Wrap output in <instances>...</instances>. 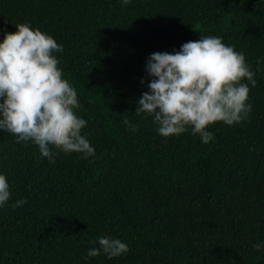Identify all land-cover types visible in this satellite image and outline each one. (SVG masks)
Listing matches in <instances>:
<instances>
[{"label": "trees", "instance_id": "trees-1", "mask_svg": "<svg viewBox=\"0 0 264 264\" xmlns=\"http://www.w3.org/2000/svg\"><path fill=\"white\" fill-rule=\"evenodd\" d=\"M17 22L66 49L61 70L95 154L57 148L49 161L34 142L0 131L11 188L0 264H264V247H253L264 245V0H0V39ZM201 34L244 52L257 81L247 118L207 125V143L191 126L165 137L135 112L148 55ZM21 199L29 203L10 206ZM100 235L129 250L85 261Z\"/></svg>", "mask_w": 264, "mask_h": 264}, {"label": "clouds", "instance_id": "clouds-1", "mask_svg": "<svg viewBox=\"0 0 264 264\" xmlns=\"http://www.w3.org/2000/svg\"><path fill=\"white\" fill-rule=\"evenodd\" d=\"M14 25L15 31L5 30L0 39V131L15 134L18 142H34L49 161L55 159L57 148L84 158L94 156L95 146L81 132L87 121L76 112L81 104L78 91L61 70L58 57L66 49L29 22ZM144 68L151 79L135 112L150 115L165 137L191 126V132L207 143L215 135L207 125L215 121L231 125L246 119L252 110L247 101L249 86L257 82L255 71L245 53L226 44L222 36L201 34L182 43L179 50L154 51ZM125 124L136 127L128 120ZM10 196L9 181L0 171V207ZM28 203L21 199L10 206L18 209ZM89 243L99 247L86 249L85 261L101 251L111 258L129 250L117 236L100 235ZM253 247L259 250L264 245Z\"/></svg>", "mask_w": 264, "mask_h": 264}]
</instances>
